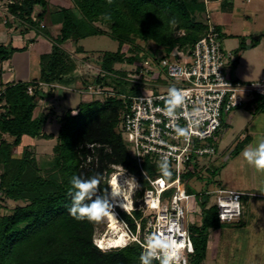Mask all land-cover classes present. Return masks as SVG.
<instances>
[{"label": "trees", "instance_id": "1", "mask_svg": "<svg viewBox=\"0 0 264 264\" xmlns=\"http://www.w3.org/2000/svg\"><path fill=\"white\" fill-rule=\"evenodd\" d=\"M68 1L70 7L53 6L50 0H9L6 10L25 25L26 22L31 24L30 18L38 7L41 11L36 16L40 25L47 15L52 25L60 24L59 46H53L49 54L41 57L44 75L39 82L50 88L56 89V84L74 81L71 75L73 62L71 56L60 48L62 43L77 44L92 36H108L116 41L117 52H105L96 59L100 72L91 80V85L113 89L115 95L103 102L94 100L79 104L74 116L68 110L59 128L57 144L52 149L53 157L46 167L40 168L31 145H25L20 154L18 149L24 143V137L29 141L45 136L47 116L36 115L35 109L39 102L54 96V89L44 91L34 89L30 82H17L6 83L0 90V200L22 204L0 217V264H140L142 248L137 243L107 252L93 245L94 229L100 222L76 220L69 215L71 180L73 176L89 178L100 174L99 190L103 193L108 189L110 174L114 172L112 166H121L139 175L141 187H147L117 131L119 116L124 109L118 96L137 95L133 90L137 84L125 73L117 72L114 65L126 61L140 67L139 63L146 61L145 54L138 55L142 48L137 41L154 43L166 56L176 47L185 53L189 51L207 30L203 14L205 2ZM50 6L55 8L53 12H47ZM173 17L178 24L170 23ZM124 46L128 47L126 53L133 55L126 57L122 52ZM16 51L0 43V64ZM77 52L82 53L83 49L78 47ZM1 73L0 68V76ZM67 75H70L68 79H64ZM31 83L36 85L35 80ZM28 87H32L31 93L27 92ZM262 107L264 103L260 107L264 110ZM120 214L134 230L132 220L126 214ZM199 219L202 232L223 226L218 221L215 207L202 210ZM193 247V255L198 258L195 264H201L204 253L199 255L198 246L193 244ZM153 264H159V261H153Z\"/></svg>", "mask_w": 264, "mask_h": 264}, {"label": "rangeland", "instance_id": "2", "mask_svg": "<svg viewBox=\"0 0 264 264\" xmlns=\"http://www.w3.org/2000/svg\"><path fill=\"white\" fill-rule=\"evenodd\" d=\"M50 1L54 2L57 0ZM59 1L62 2L61 4L64 6H71L68 0ZM8 2L9 0H0V43L5 42L7 39L8 41L4 46H6V48L8 47V49L9 46L13 48L10 42V34H18L21 30L23 31L25 28H28L27 30L31 31L32 33H36L39 36L46 37L51 43V48L53 46H59L58 41L60 42V40L58 39V37L60 24H57V29L54 28V25H48L44 27L42 26L43 23H41L40 25L36 15L37 12L41 10L37 7L30 18V23L33 24L31 25L29 24V22H26L24 25L17 19L12 18L11 15L7 12L6 5L8 4ZM256 2L257 4L260 3L262 6L264 5L263 0H219L216 4H219V6L223 4L224 7H222L221 9L218 7L214 11L208 10L205 7L203 11V14H207L209 23L212 24L220 33V43L222 49L226 53H232L233 60L231 58L230 60L228 59V61H226V74L230 78L236 79L243 84L260 83L264 81V20L263 16L259 14L256 18H254V16H250L249 13H247V9L252 6L251 4H256ZM230 3H232L234 7L232 6L231 8ZM261 5L260 7H262ZM54 10L55 8L53 6H50L47 12H53ZM5 23L12 25L14 28H17L19 32L11 31L10 33L9 25H6ZM247 27H249L250 30H248ZM246 32L260 34L263 38L261 39V42H259V45L256 49H251V52L245 50L242 59L241 57L239 59L240 64L236 66L235 64L237 63H235V61H237L239 55L236 52V48L239 43L236 44V41L241 42L242 49L240 51H243V47H246L243 44V40L245 39L244 34ZM231 33L240 35V37H234L231 35ZM137 43L142 48L138 52V55L141 56L145 54L146 61L143 62L142 60L139 63V66L142 67V75L139 74V79L141 78V80L139 81H141L142 84L141 82H139L137 85H134V92H136V94L140 96L156 94L165 91L169 86H171L175 82V80H172L167 76V67L161 66V60L165 56L163 49L158 48L152 42L143 43L137 41ZM78 47H81L83 49L82 53L77 52ZM60 48L65 50L71 56L73 62V72L71 73V75L73 76L74 81L71 82L70 80H68L66 81L68 83L62 82L60 84H57L63 87V91H60L59 88H50V86L39 82V80H41V75H44V72H42V68L44 67L41 61V57L43 55L41 57H35L34 52H28V55L31 59V62L28 65L27 69L29 72L28 75L34 76V80L36 81V85H34L33 83H31L34 80H30L29 82L31 86L34 89H43L44 91H47L48 89H54V96L48 98L47 100L39 102L35 109L36 115L44 114L47 116V123L44 128V134L46 137L43 136L39 139L34 138L29 141H27L28 138L24 137V143L21 145L20 149H18V152L20 154L22 148L25 145H31V152L36 158V161L40 168L46 167L45 164L49 162L53 157L52 149L57 144L59 128L61 126V123L64 121V116L67 111H71L70 115L74 116L77 114L79 104H85L94 100L99 102H103L105 100L103 96L91 97L89 95H82L76 91H86L87 88L91 86L92 78L98 76V73L100 72L99 67L95 63L96 59H98L99 56H101L105 52H117L118 43L109 38L108 36H92L79 41L77 44H73L72 42L67 41L65 43H62L60 45ZM127 49L128 47L124 46L122 52L126 53ZM125 55L126 57H130L133 54L131 52H128ZM168 57L171 63L177 62L178 60L177 58H172L171 54H169ZM233 63L235 64L233 65ZM241 64L242 68H240ZM136 67H138L137 63L130 64L126 61L114 65V69L117 72H123L126 74L127 78L133 80L137 79V73H134L135 69H138ZM69 76L70 75L65 76L64 79H68ZM0 83V90H3L5 84L3 83V81H1ZM256 99H258L259 102L263 103V98L256 97ZM250 111L248 109L245 110L243 108H239V110H233L230 113L224 115L222 118V122L226 123V121H231L230 123L233 125V130H226L227 128H230V126H226L224 124V126H222L216 132L213 138L209 141L216 149V154L212 157L204 156L198 159H192L189 164H187L186 166L182 165L180 167L183 172V175L180 176V182L183 184V188L186 193L193 195L192 199L190 200V204H192V209L190 211V217L187 224L189 238L192 244L198 246L199 255L204 253V259L211 258L212 260H214V262L212 263L207 262L205 264H264V226L261 224V221L257 225L250 223V227L246 228L248 232H256V234L254 235L250 233L251 237L248 240V238L246 239L244 237V233H241V226H239V228H232L230 226H216L211 228L210 230L208 229L207 231L202 232L200 228L199 219L202 215V210L205 211L211 207H215V191L218 188H226L227 186H225L224 183H234L239 180V168L241 166H246L247 168L249 166L252 167V170H254L258 174L260 182L264 183V173L258 172L244 159L236 158V153L239 152L241 145L235 146V144L233 143V140L235 138H239L242 133L247 134L249 136V139H253V136L251 134L252 132L249 130L250 128H246V126H248V123H246L248 118L247 115L253 116L254 119H256V117L264 118V110H260V112H258L257 114H253V111ZM261 111L263 112L261 113ZM237 120L240 122L241 125H243V123H246L243 128H241L239 125H234ZM118 130H120V125H118L117 127V131ZM47 136H49V138ZM239 140L241 139L239 138ZM255 143L256 141L254 140L251 144ZM226 146L230 147L229 150L232 149V152L229 160L223 162L221 161L223 160V158L221 157L224 154L226 155V152H223L221 156L220 153L221 151H224ZM223 164L224 166H231V168L226 169L227 172L225 171L226 175L224 176V181L227 182L222 181L220 175V171L223 169ZM141 168L151 178H154L153 176H162L158 164L151 165L146 161L141 165ZM186 168L188 170L187 174L185 173ZM112 169L113 171H116V168H114L113 166ZM170 169L172 172V176L170 178H166L167 180H172L176 176L175 172L172 170L171 167ZM118 171L120 172V170ZM138 171L141 174L139 169ZM120 174L123 180L124 178L127 179L126 174L123 171H121ZM135 176L139 177V175ZM121 183H123V181H121ZM127 196L128 192L125 191L124 197ZM170 196L171 192H167L164 195V197ZM248 203L249 205L246 208V213L248 215L261 214V208L256 209L254 208V204H250V201ZM17 205L22 204L11 200H0V217L3 215L10 214L13 208ZM132 214L135 219L142 218L141 223L143 225L146 222L147 215H149L148 213L147 215H143L141 212H133ZM116 224L117 226H119V228L122 227L119 222H116ZM113 227L114 222H111L107 219L100 222V224L94 229V235L92 240L93 245L94 242L107 243V238H109L110 234L113 232ZM218 229H220L221 232L226 231L225 236H227L228 233V236L230 235L231 237H234V244L232 245L230 243L228 236L226 237V239L225 236H223L221 237V243H223L221 245L223 247V250L221 248L220 250L218 249V251H216L215 249L209 250L208 244L210 242V238L214 240L215 238L217 239V234L219 233ZM235 232H238L240 235L234 234ZM111 237H114V234H112ZM99 239L101 240L97 241ZM214 247H216V244L214 245ZM107 251H110V248L105 249L103 252ZM186 260L187 264H195V262L198 261V258H195L193 254H187ZM203 262L204 260L201 262V264Z\"/></svg>", "mask_w": 264, "mask_h": 264}, {"label": "built area", "instance_id": "3", "mask_svg": "<svg viewBox=\"0 0 264 264\" xmlns=\"http://www.w3.org/2000/svg\"><path fill=\"white\" fill-rule=\"evenodd\" d=\"M205 19L206 33L195 42L189 51L185 53L176 47L170 54L172 58L178 59L177 62L171 63L168 55H165L161 60V66L167 67V76L175 80L169 87L175 86L188 92L185 105L183 108L177 109V119L172 120L161 111L165 107V98L169 87L156 94L118 96L124 104V109L119 116L120 130L118 132L140 170L142 178L146 181L147 187L143 189L139 177L121 166H113L116 171L112 172L108 179L109 191L111 177L120 174L121 171L126 174L127 178L134 177L140 185L138 189L132 192L133 207L127 213L120 207L115 208L116 218L126 223L127 229L125 230L135 237L134 240L129 241L128 245L137 243L142 248L146 235L158 230H165L169 220H178L180 232L187 234L186 236L176 235L178 240L182 239L186 242L182 249L185 259L187 254L192 255L194 252V247L192 252H189L187 248L188 241L193 246L187 225L192 209L190 200L193 195L187 194L180 182V176L183 175L180 167L186 166L192 159L204 156L212 157L216 154V149L209 141L222 127L224 115L245 106L255 97L263 98L264 102V81L243 84L226 74V61L232 58V53H226L222 49L220 33L209 23L207 15ZM136 68L138 69H135L134 73H137V79H131V81L138 84L141 82L139 81L141 80L139 74L142 75V67ZM221 80L230 87L224 86ZM55 87L64 90L60 85L56 84ZM31 91L32 87H28L27 92L31 93ZM76 92L91 97L103 96L105 99L115 95L113 90H106L95 85L89 86L86 91L77 90ZM195 109H199L201 112L200 124L192 129L190 138L178 136L175 128L177 126L188 128L191 123L190 114ZM165 156H167L170 167L175 172L174 179L167 180L162 176L151 178L146 173L145 176L143 175L144 171L141 165L144 162L157 165ZM187 171L186 168V174ZM121 179L123 181L122 176ZM160 180L164 182L160 183ZM169 191H172L171 196L164 197ZM137 193H141V195L138 196ZM215 194L218 221L221 224L237 222L242 216L241 194L226 189H217ZM157 199L159 206L152 208L151 202ZM234 201L238 202V208L234 206ZM120 212L132 220L134 230ZM133 212H141L143 215L149 214L144 225L141 223L142 218H134ZM94 244L100 248L97 242ZM101 250L104 251V249ZM180 264H184V261L181 260Z\"/></svg>", "mask_w": 264, "mask_h": 264}, {"label": "clouds", "instance_id": "4", "mask_svg": "<svg viewBox=\"0 0 264 264\" xmlns=\"http://www.w3.org/2000/svg\"><path fill=\"white\" fill-rule=\"evenodd\" d=\"M112 3V0H109ZM109 18V17H106ZM172 25L178 24L176 18H172ZM222 84L230 87L221 80ZM188 96L187 90L179 89L175 86L169 87L165 98V107L161 110L164 114L175 120L178 118L177 109L183 108ZM201 112L195 109L190 114L191 123L188 128L177 126L175 131L178 136L190 138L192 129L200 124L199 117ZM242 158L258 172L264 173V134L257 137L255 144L248 145L241 153ZM159 170L164 178H170L172 172L167 156L163 157L158 163ZM145 176V172L143 173ZM102 177L96 174L89 178L73 176L71 180L72 189L68 195L71 197V206L68 208V213L76 220H87L92 223H99L107 219L111 222H119L122 226L119 236L110 244V250L116 248H124L128 246L130 240L135 237L131 236L127 229L126 223L119 221L116 218L115 208L120 207L126 213L133 207L131 200L132 192L140 187L134 177H128L121 183V177L114 176L110 182V191L106 189L103 193L99 190ZM163 183V180L159 181ZM125 191L128 196L124 197ZM123 197V198H122ZM123 203H120V201ZM235 207H239L237 201L233 202ZM159 206L158 199L151 202L152 208ZM177 234L186 236V233L180 232L179 221L169 220L165 230H158L145 236L142 244V252L139 256L140 264H153V261H159V264H180L181 260L187 264L183 257L182 249L185 247V240H178ZM95 245V244H94ZM115 247V248H112ZM98 248V247H97ZM189 252L193 251V246L190 241L187 242ZM101 250V248H98ZM105 250V249H104ZM102 251V250H101Z\"/></svg>", "mask_w": 264, "mask_h": 264}, {"label": "crops", "instance_id": "5", "mask_svg": "<svg viewBox=\"0 0 264 264\" xmlns=\"http://www.w3.org/2000/svg\"><path fill=\"white\" fill-rule=\"evenodd\" d=\"M218 1L219 0H217V1H208V0L205 1L204 0V2H205L204 4L208 10L214 11L218 7L220 9L222 7H224L223 4L220 6H219V4H216ZM51 3L53 6L62 5L61 4L62 2H60L59 0L51 2ZM263 3H264V0H263ZM230 4H231V8H232V6L234 7V5L232 3H230ZM251 5L252 6L247 9L248 10L247 13H249L250 16H254V18H256L259 14V15L263 16V20H264V7H263L264 5L262 6L260 3L257 4V2H256V4L253 3ZM260 5L262 7H260ZM245 13H246V11H245ZM206 15L207 14H205V16ZM6 25H8V23H6ZM43 25H45V26L52 25L48 15L45 16L44 21H43ZM54 28H56V29L58 28L57 24L54 25ZM247 29L250 30L249 27H247ZM9 31H10V33H11V31L12 32H17V31L19 32V30H17V28H14L12 25L9 26ZM10 35H11L10 42H11L13 48L17 49V51L12 53L11 57L8 60H6L2 64H0V68L2 69V73L0 76V82L3 81L4 84H6V83H17V82L28 83L30 80H34V78H35L34 76L28 75L29 72L27 69H28V65L31 62L30 61L31 59H30V56L28 55V52L29 51L34 52L35 57H37V56L41 57L42 55H46V53H49L51 51V43L46 37L39 36L38 34L32 33L31 31H25L24 34H21L19 32L18 34L12 33ZM231 35L234 37H236V36L240 37V35H236V34H232V33H231ZM244 38L245 39L243 40V44L246 47H243V49H244L243 51H240L241 42H237L235 40L236 44L239 43L237 48H236V51L238 52V50H239L240 52H238V54H239L238 59H237V61H235V63H237V64L233 63V65L234 64L236 66L239 65L240 64L239 59H240V57L242 59V56L244 55L245 50L248 52H251V49H253V50L256 49L259 45V42H261V39L263 37L260 34H255L253 32H246L244 34ZM7 41L8 40L6 39V41L2 42L1 44L6 45ZM240 68H242V64H241ZM234 80H236V79H234ZM236 81H238V80H236ZM0 85H1V83H0ZM263 103L259 102L255 97V98H253V100L249 101L244 107H241V108H243L245 110L248 109L249 111L251 110V111H253V114H255V113L257 114L258 112H260V110H261L260 107H261V104H263ZM262 108H264V107H262ZM236 110H239V109H236ZM262 112L263 111H261V113ZM247 116H248V118H247L246 123H248V126H246V128L247 129L250 128L249 130L252 132L251 134L253 136V139H249V136L247 134H243L241 132L242 134L239 136V138L241 140H239V138H237V139L235 138L233 140V143L235 144V146L241 145L239 152L236 153V158L243 159L241 156L242 151L248 145H250L254 140L257 141V137L259 135L264 134V118L263 117L262 118L256 117V119H254V117L251 115H247ZM230 122L231 121H226L227 124L222 122V126H224V124L226 126H228V125L230 126V128L226 129L228 131L233 130V125ZM245 124L243 123V125H241L240 122L237 120L234 125H239L241 128H243ZM247 129H245V130H247ZM229 148L230 147L226 146L224 151H221L220 156L223 154V152H226V155L224 154L225 156L223 155L221 157V158H223V160H221V161L226 162L227 160H229L231 152H232V149L229 150ZM228 166L229 165L224 166V164L222 166L223 169L220 171L222 181H224V176L226 175V173H225L226 169L231 168V166L230 167H228ZM255 173L256 172L254 170H252V167L249 166L247 168L246 166H241L239 168V174H240L239 180H237L234 183H232V182L227 183L228 185L226 183H224L225 186H227L226 188L225 187L218 188V189H226V190L236 191V192L241 194V201H242V205H243L241 218L237 222H234L231 224H222V225L227 226V227L230 226L232 228H235V227L239 228V226H241L240 227L242 229L241 233L243 232L245 235L244 237L246 239L248 238V240L251 237L250 233L252 235L256 234V232H253V231L248 232V230L246 229V228L250 227V223L257 225L261 221V224L264 226V183L260 182V180H259L260 178L258 177V174L257 173L255 174ZM224 182H227V181H224ZM246 198H247V201H246ZM245 201H246V203H245ZM249 201H250V204L251 203L254 204V208H256V209L261 208V211H260L261 214H249L248 215L246 213V208L249 205V203H248ZM244 207H245V209H244ZM218 230H219V233L217 234V239L215 238V240H214V239L210 238V242L208 244L209 250L215 249L216 251H218V249L220 250V248L223 250V247L221 245V244H223V243H221V237L226 235V231L221 232L220 229H218ZM224 230H226V229H224ZM229 234H232V233H229ZM234 234H239V233L235 232ZM227 236H228V233H227ZM227 236H225V239ZM228 237H229L230 243L233 245L234 244L233 239H235V238L231 237L230 235ZM215 244H216V247H214ZM249 247H250V244H249ZM207 262L212 263V262H214V260H212L211 258H208V259L205 258L204 262L202 264H205Z\"/></svg>", "mask_w": 264, "mask_h": 264}, {"label": "bare ground", "instance_id": "6", "mask_svg": "<svg viewBox=\"0 0 264 264\" xmlns=\"http://www.w3.org/2000/svg\"><path fill=\"white\" fill-rule=\"evenodd\" d=\"M114 176H119V177H121V174H117V175H114ZM114 176H112L111 177V179H110V181H109V185H110V182H111V180H112V178L114 177ZM122 181V180H121ZM127 194V193H126ZM123 198V197H122ZM120 203H123V201L121 200L120 201ZM122 209V208H121ZM120 230H121V228H119V226H117V224L116 223H114V227H113V229H112V233L110 234V237L109 238H107V243H105V242H98L99 243V246L101 247V249H108V248H110L109 247V244L114 240V239H116L118 236H119V234H120ZM112 234H114V237H111V235ZM106 238V237H105ZM112 248H115V247H112Z\"/></svg>", "mask_w": 264, "mask_h": 264}]
</instances>
